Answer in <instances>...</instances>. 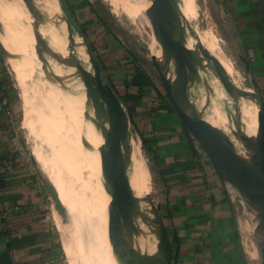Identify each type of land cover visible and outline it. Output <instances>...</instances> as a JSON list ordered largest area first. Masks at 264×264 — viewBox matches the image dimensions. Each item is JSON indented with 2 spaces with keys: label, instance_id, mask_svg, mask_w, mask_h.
<instances>
[{
  "label": "rangeland",
  "instance_id": "374dc122",
  "mask_svg": "<svg viewBox=\"0 0 264 264\" xmlns=\"http://www.w3.org/2000/svg\"><path fill=\"white\" fill-rule=\"evenodd\" d=\"M1 1L7 4L0 12V31L3 32V35L0 34V41L6 58V68L12 80L13 95L11 98L12 105L10 104V106H12L13 116L15 117L14 126L20 138L23 152L29 159V168L34 173H37V177L45 189L48 215L53 224L54 235L60 243L61 249H63L61 250L63 260L65 261L66 256L68 264H122L121 261H124V259H118L120 263L116 260L112 251V238L106 234V231H109L108 217L106 215L108 203L102 190L101 178L98 177L95 171L94 173L90 170L89 165L87 166V156L79 155L74 144H77L80 140L78 135L82 131H79L77 122L73 118L88 116L92 120V133L94 136L96 133L100 137L103 141L102 147H104L105 130L97 124L95 113L93 118V110L90 104L92 100L81 92L78 84L72 82V75L67 72L64 65L48 52L36 50L31 42L25 43L24 40H21L19 44L12 41L14 38L13 34L19 33L22 26L21 22L17 21L12 14L15 13L16 15L17 7L22 9V6L19 0ZM178 1L176 0L184 20L195 28L201 38L203 39L202 35L205 36L207 34V41L214 46V51L217 54L232 58L240 74L243 90H247L250 84L238 59V51L223 27L213 0H199L200 8L195 11L186 8V5L189 2L192 3V0ZM88 3L93 9L90 12L88 6L90 15L92 18L96 17L97 20L92 21L91 16L88 14V20H90L88 21V38L85 41L89 47L92 46L94 48L93 54L100 61L102 70H105L106 67L104 65L105 57L109 55V59L114 57L111 56L112 53L109 47L111 45H119L123 49L121 50L123 55L115 56L113 60L111 59L107 62V65L128 59L131 61V66H138L140 69L149 72V75L163 93L156 78V72L150 65L149 50L156 49L153 47L155 36L157 35L156 24L153 25L143 10L127 11L120 4H112L110 0H88ZM131 3L133 4L131 5ZM59 4L61 5V13L72 22L67 1L59 0ZM128 4L132 6L130 7L131 10L136 6L133 0H128ZM35 6L44 8V5L39 0H32V9H29L27 13L35 19L41 16L46 19L47 13H43V10L40 13L42 15L32 11ZM57 17L58 14L56 13L53 27L60 33L63 29H66L67 25L64 24L62 26L61 23H58ZM44 27V34L41 39L58 48L51 30L46 26ZM72 35L78 43H72L74 50L76 52L80 51V54L76 55L84 68L88 69L87 60L84 55L83 58L81 57V50L83 51L82 38L84 37L78 36L75 29H72ZM39 55L40 58H38ZM7 56L14 57L11 63L8 62ZM59 56L65 57L62 53H59ZM43 70L48 74V77L43 73ZM224 73L232 83L230 76L226 72ZM199 74L204 77L202 80L199 79L188 85L187 92L189 96L202 106L207 117L210 120L212 119L228 135L235 146V150L243 153L244 148L234 138L232 131H230V125L234 120L239 122V119L244 124H249V121L251 124L254 123V118L248 117L247 112H244L245 110L241 111L245 105L251 107L253 103L251 95L248 97L247 93L246 96L242 92H237V96H235L224 91L210 68L205 72H199ZM233 85L236 86L235 84ZM119 91L122 92V90ZM207 96L209 100L204 104ZM240 97L245 104H243L244 106L241 105L242 103H238ZM92 103H94V110L97 109L96 111L99 112L96 102L92 101ZM126 112L124 108L122 114L127 116ZM61 116L63 119L60 118ZM65 119L66 121H64ZM88 125L86 124L88 129H90ZM126 127L135 144L133 150L138 162L136 177H140L142 186L144 184L150 186V197L154 201L155 207L160 205V217L166 225L165 203L157 163L153 159L152 153L141 146L140 140L142 137H140L136 127L133 124H129L128 119H126ZM102 147L98 148V159L99 149ZM139 152L141 158L139 157ZM82 157L86 159H82ZM143 164L149 170L148 184V181L146 182L147 179L142 176ZM134 192L135 187L133 189ZM136 194L137 192L134 195ZM235 194L238 195L237 193ZM237 201L239 203V206L238 204L235 205L237 217L246 218L252 228L253 238L255 236V213L251 206L242 199ZM147 216L152 221L150 215ZM142 225V223H138L137 229L147 244H145V241H140L137 237H134L135 242L142 247L152 248L154 251V245L157 246L154 234L151 230L146 229L144 225L147 231L143 229ZM103 226L105 228H102ZM148 237L149 240H147ZM257 240L258 236L255 238L256 258L258 260L255 263L251 261L250 257H253V254L249 258L245 256L248 264H261Z\"/></svg>",
  "mask_w": 264,
  "mask_h": 264
},
{
  "label": "crops",
  "instance_id": "0c3cea01",
  "mask_svg": "<svg viewBox=\"0 0 264 264\" xmlns=\"http://www.w3.org/2000/svg\"><path fill=\"white\" fill-rule=\"evenodd\" d=\"M66 1L79 32V25L85 24L87 37L81 35L86 40L90 20L88 0ZM213 2L237 53L249 61L250 73L245 75L246 78L256 82L264 100V0ZM202 37L219 66L236 85L237 92L247 93L250 97L249 92L243 90L232 58L217 54L207 41V34ZM109 48L112 57L123 55L119 45ZM109 57H105L106 67L101 71L111 87L119 86L135 75L138 66H131L130 60L107 65L112 59ZM143 71L152 79L149 72ZM152 81L154 87L142 90L129 87L127 94L137 99L127 101L124 106L157 163L166 227L176 238L173 264H241L242 261L248 264L245 256L249 258L252 254L250 259L255 263L258 259L251 227L246 218L237 217L234 191L220 179L176 113L162 106L159 100L162 92ZM11 82L0 46V167L5 162L11 163L10 169L0 171V264H68L64 251L63 260V249L54 235L45 189L37 173L29 168V159L14 126ZM238 100L244 104L241 97ZM251 107L245 105L241 111L245 110L248 117L253 118ZM142 167V176L148 184L149 170L144 164ZM144 188L151 194L150 186L144 184ZM235 235L239 249L234 244Z\"/></svg>",
  "mask_w": 264,
  "mask_h": 264
},
{
  "label": "water",
  "instance_id": "95a60500",
  "mask_svg": "<svg viewBox=\"0 0 264 264\" xmlns=\"http://www.w3.org/2000/svg\"><path fill=\"white\" fill-rule=\"evenodd\" d=\"M19 1L24 16V27L35 49L48 52L62 63L72 75V82L78 84L81 92L95 101L96 107L100 110L97 112L96 109L94 113L97 124L105 130L104 147L99 151L104 159V187L108 196L114 257L116 260L124 259L121 261L122 264H173L171 238L160 217V205L153 206L149 193L144 194V203H140L134 198L130 186L132 174L127 169L121 149L125 128L121 116L127 117L130 125L132 121L128 112L127 116L122 114L124 104L105 81L100 64L81 33L61 13L59 0H55L57 22L62 26L66 24L67 27L60 33L54 27L53 29L59 37L61 51L41 39L44 29L27 13L32 0ZM134 1L160 30L162 46L150 49L149 55L150 65L156 72L162 94L190 137L209 159L220 179L238 194H235L236 200L242 199L251 206L256 216L254 232L258 236L260 260L261 264H264V100L258 85L251 79L250 87L247 88L254 103L255 133L249 132L241 119L239 122L234 120L230 125L234 138L244 148L245 153H240L235 150L228 135L207 117L202 106L187 92L190 83L204 77L199 72H205L210 68L224 91L237 96V90L220 68L215 56L196 30L184 20L176 0ZM44 12L47 11L43 10ZM72 29H75L77 35L82 38V53L87 60L88 69L84 68L75 53L72 43L76 42V38L72 35ZM61 52L65 57L59 56ZM238 59L244 74L248 75L250 73L248 59L243 55H239ZM141 146L143 147L142 142ZM236 202L239 206L238 201ZM135 209L138 213L134 211ZM147 215H150L152 221ZM138 223L152 231L159 252L154 253L152 248L142 247L135 242L134 237L145 241L137 229ZM121 255L122 257H119Z\"/></svg>",
  "mask_w": 264,
  "mask_h": 264
},
{
  "label": "bare ground",
  "instance_id": "6f19581e",
  "mask_svg": "<svg viewBox=\"0 0 264 264\" xmlns=\"http://www.w3.org/2000/svg\"><path fill=\"white\" fill-rule=\"evenodd\" d=\"M43 5L44 7L46 8V19H44V17H39L38 19H35L34 17L30 16L33 18V20L40 24L42 26V29H45L44 26L48 27L52 34L54 35L55 37V41L58 45V48L60 49V46H59V43H58V35L57 33L55 32V30L53 29V26H54V20L56 18V13H57V6H56V2L55 0H39ZM134 1V0H133ZM180 1V0H179ZM178 1V2H179ZM110 2L112 4H120L121 6H123L125 9H127V11H138V10H142L134 1L135 3V7H133V10H131L130 7H132L131 5L133 3L128 4V0H110ZM111 4V5H112ZM1 5H3V7H1ZM130 5V6H129ZM5 6H7L6 3H4L3 1L0 0V12L5 8ZM9 8V7H7ZM186 8L191 11H195V10H198L200 8V1L199 0H192V3L189 2L187 5H186ZM30 9L31 6H30ZM13 10V9H12ZM44 10L43 7H38V6H35V8L32 10L34 11L35 13H37L38 15H42L40 14L41 11ZM14 11V10H13ZM12 11V12H13ZM143 13V12H142ZM8 15V14H7ZM16 17V20L17 21H20L21 22V31L17 34H13V40L14 43H19L20 44V41L21 40H24L25 43H29L31 42L29 39H28V36H27V33H26V28L24 27V16H23V13H22V9L17 7V12H16V15L15 13L12 14ZM138 15V14H137ZM154 25V24H153ZM191 26V25H190ZM193 29H195L193 26H191ZM156 28H157V35L155 36V41H154V46L155 48H160L162 46V42L160 40V30L158 28V26L156 25ZM64 30V29H63ZM61 31V30H60ZM22 32V34H21ZM0 34L3 35V32L0 31ZM203 40V39H202ZM73 43H77V42H73ZM78 44V43H77ZM61 51V49H60ZM82 52V50H81ZM12 53V52H11ZM62 53V52H61ZM76 54H80V51L79 52H76ZM81 57L83 58V53H81ZM14 57L13 56H7V60L9 63H11L13 61ZM29 64V62H28ZM28 66V65H27ZM28 68V67H26ZM47 68V67H46ZM43 73L47 76L48 74H46L45 70H43ZM33 74V73H32ZM48 77V76H47ZM250 94V93H249ZM251 95V94H250ZM252 97V96H251ZM60 98V97H58ZM52 100V99H51ZM209 100V97L207 96V98L205 99L204 101V104L206 102H208ZM253 100V99H252ZM54 103V102H53ZM51 104V103H50ZM91 104V107H92V110H93V118H94V103H92V101L90 102ZM252 110H253V118H254V124L251 125V124H244V126L247 128V130L251 133H255L256 131V117H255V109H254V103H252ZM73 110V109H72ZM205 111V110H204ZM43 112V111H42ZM61 115V114H60ZM122 117V121L124 122V132H123V136H122V145H121V149H122V152L124 153V157H125V161H126V165H127V169L128 171L132 174V179L130 181V186H131V189L133 191L134 187H135V192H137L136 195H134V198L136 200H138L140 203H144V194L148 193L147 190L144 188V186H142L141 184V181H140V177H136V174H137V170H138V162H137V159L135 157V154H134V142H133V139L131 137V135L129 134V131L126 127V117L124 116H121ZM60 118L63 119V117L61 116ZM71 119V118H69ZM75 119V122H77V127L79 128V131H82L81 133H79L78 137L80 136V140L75 144V146L77 147V152L79 153V155H85L87 156L86 158L88 159V164L87 166L89 165V168L91 171H95L97 174H98V177L101 178V186H102V190H103V193H104V196L106 198V201L108 203V196H107V193H106V189L104 187V175H105V170H104V159L102 157V155L99 153V159H100V163H99V159H98V148L99 147H102L103 145V141L100 139V137L95 133V136L94 134L92 133V120L91 118H89L88 116H79V118H73ZM72 119V120H73ZM62 121V120H61ZM66 121V119L64 120ZM212 121V119H211ZM74 122V121H73ZM216 126H218L214 121H212ZM250 122V121H249ZM89 123V125H88ZM86 124L90 127V129H88V127L86 126ZM71 125H73L71 123ZM74 127H75V123H74ZM219 127V126H218ZM86 128V129H85ZM90 130V131H89ZM88 133H87V132ZM71 132V131H70ZM76 132V131H75ZM72 136V135H71ZM75 138V136H73ZM77 137V136H76ZM96 137V138H95ZM72 138V139H74ZM79 139V138H77ZM97 139V141H96ZM75 140V139H74ZM73 142H76V141H73ZM88 148V149H86ZM241 152V151H240ZM242 153V152H241ZM245 153V151L243 152ZM139 157L141 158V154L139 152ZM80 158V157H79ZM85 158V157H82V159ZM85 158V159H86ZM85 163V161H84ZM87 163V162H86ZM100 164H101V174H100ZM85 165V164H84ZM88 169V168H87ZM94 172V173H95ZM96 174V175H97ZM98 178V179H99ZM136 178V179H135ZM100 180V179H99ZM134 192V194H135ZM153 203V206L155 207V204L154 202L152 201ZM107 207V206H106ZM136 213H138V210H134ZM106 215L108 217V228H109V231L107 230L106 234L108 237L112 238V225H111V220H110V215H109V205H108V209L106 211ZM102 220V219H101ZM143 229L144 226L142 225ZM102 228H105L104 226ZM146 230V229H145ZM147 231V230H146ZM111 235H110V233ZM251 233H252V228H251ZM149 234V233H148ZM255 234V232H254ZM255 238H256V234L255 236L253 237L254 241H255ZM108 240V239H107ZM147 240H149V237L147 238ZM105 242V241H104ZM257 243V242H256ZM257 247H258V244H257ZM154 252H159V248L158 246H155L154 245ZM109 257V256H108ZM120 257V256H119ZM114 261V260H113Z\"/></svg>",
  "mask_w": 264,
  "mask_h": 264
},
{
  "label": "trees",
  "instance_id": "16d2710c",
  "mask_svg": "<svg viewBox=\"0 0 264 264\" xmlns=\"http://www.w3.org/2000/svg\"><path fill=\"white\" fill-rule=\"evenodd\" d=\"M88 6H89V9H90L89 11L90 12L93 11L92 6L89 5V3H88ZM70 8L71 7H69L68 9L70 10ZM70 12H72V11L70 10ZM94 20L95 21L97 20L96 17L92 19V21H94ZM72 23H73V21H72ZM84 27H85V24L81 25V26L79 25V28L81 30L80 33L84 37H87L86 30H85ZM90 49L94 53V51H93L94 48L92 46H90ZM99 64H100V62H99ZM112 87H114L113 90L119 96L121 102L124 105H126L127 101L136 100L137 99V97H133L132 95L127 94V90H128L129 87H137L139 90H142L145 87H154V83H153L152 79L143 70L139 69V67H138V68L135 69V75L129 81L122 82V84H119V86L117 85L116 87L114 85H112ZM118 90H122L123 94L121 95L122 92L120 93ZM159 100L162 103V106L164 108H166L169 111L174 112L173 109L168 104V102L166 101L165 97L162 94H159ZM185 131H186V129H185ZM141 142L143 144L144 149H146L148 151L149 149H148L144 139H141ZM168 232H169L170 238H172L171 239L172 251L174 252V248H175V244H176V240H175L176 238L169 230H168ZM234 240H235L234 244H235L236 248L239 249L240 245H239V241H238L237 235H235V239ZM173 258H174V255H173ZM241 264H244L243 261L241 262Z\"/></svg>",
  "mask_w": 264,
  "mask_h": 264
},
{
  "label": "built area",
  "instance_id": "2783aa9c",
  "mask_svg": "<svg viewBox=\"0 0 264 264\" xmlns=\"http://www.w3.org/2000/svg\"><path fill=\"white\" fill-rule=\"evenodd\" d=\"M7 110H8V108H7ZM10 168H11V163L10 162H5V163H3V165H1L0 171L1 170H8Z\"/></svg>",
  "mask_w": 264,
  "mask_h": 264
}]
</instances>
